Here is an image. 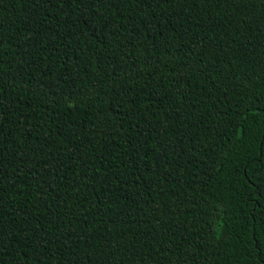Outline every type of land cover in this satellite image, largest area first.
I'll return each instance as SVG.
<instances>
[{
  "label": "trees",
  "instance_id": "1",
  "mask_svg": "<svg viewBox=\"0 0 264 264\" xmlns=\"http://www.w3.org/2000/svg\"><path fill=\"white\" fill-rule=\"evenodd\" d=\"M0 264H264V0H0Z\"/></svg>",
  "mask_w": 264,
  "mask_h": 264
}]
</instances>
